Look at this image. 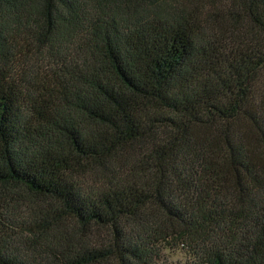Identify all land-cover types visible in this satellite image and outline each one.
Returning <instances> with one entry per match:
<instances>
[{
	"label": "trees",
	"instance_id": "obj_1",
	"mask_svg": "<svg viewBox=\"0 0 264 264\" xmlns=\"http://www.w3.org/2000/svg\"><path fill=\"white\" fill-rule=\"evenodd\" d=\"M264 264V0H0V264Z\"/></svg>",
	"mask_w": 264,
	"mask_h": 264
},
{
	"label": "rangeland",
	"instance_id": "obj_2",
	"mask_svg": "<svg viewBox=\"0 0 264 264\" xmlns=\"http://www.w3.org/2000/svg\"><path fill=\"white\" fill-rule=\"evenodd\" d=\"M167 264L183 263L188 258V253L181 247H176L165 252Z\"/></svg>",
	"mask_w": 264,
	"mask_h": 264
}]
</instances>
